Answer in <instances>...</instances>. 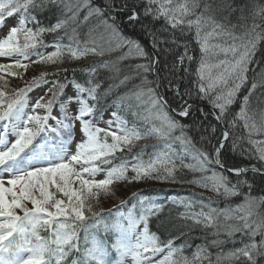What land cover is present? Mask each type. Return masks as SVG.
<instances>
[{
  "label": "snow or ice",
  "instance_id": "1",
  "mask_svg": "<svg viewBox=\"0 0 264 264\" xmlns=\"http://www.w3.org/2000/svg\"><path fill=\"white\" fill-rule=\"evenodd\" d=\"M51 4H63L62 16L65 10L71 15L59 18L50 27H37L35 30L27 27L29 22L39 23L32 12L43 11ZM82 7L88 8L84 20L92 15L103 17L108 13L107 18L101 20L104 33L93 35L95 29H91L88 38L81 41L75 27L68 31L69 25L76 23ZM226 7L232 12L237 11L231 5ZM245 7L239 8L241 20L246 19L243 15ZM216 11L214 0H104L103 6L99 7L79 2L73 4L72 0H0V27L6 17L21 13L18 26H12L0 39V57L22 58L0 64V73L15 77L18 73L12 71L13 68L27 71L29 65L23 61L32 55L37 57L32 63L63 64L65 60L77 61L87 56L103 57L108 51L127 47V54L120 59L135 54L146 61L136 65L137 69L156 75L153 81L142 76L141 85L135 86L136 91L117 98V107L124 104L129 109L134 107L130 101H136L135 108L139 110L133 111L132 115L141 123L133 122L131 126L117 112L112 113L113 119H103L107 98L113 90L112 85L103 87L99 78L100 70L110 67L106 60L94 61L80 69L87 74L84 83L74 78L76 68L71 69L72 79L65 76L63 82L59 79L49 81V76L69 72L67 68H58L56 72H42L33 77L26 87L12 95L0 90V264H125L128 257L134 264H154L153 257L165 248L168 254L155 264H202L204 260L212 264L206 247H198L191 260L186 256L173 260V254L182 251L183 246L173 247L174 239L179 237L161 241L156 233L149 232V217L162 212V204L146 203L147 197L133 193L140 207L138 217L135 215L136 205L127 213L121 211L126 201H121L115 209H108L107 214L99 207L101 194L114 195V184L143 180L189 183L226 199L242 196L240 203L222 210L201 201L199 212L188 211L182 213L181 218L192 221L193 225L214 228L213 235L217 237L221 231L228 237L240 234V247L229 251L226 256L217 255L215 264H222L224 259L233 264H264V214L259 211L264 205V197L251 195L252 183L246 178L249 172L264 176V139L252 138L254 134H264V114L257 124L248 112L252 92L258 86L264 87V70L254 74L239 112L231 119L228 117L229 106L247 82L250 66L256 63L258 46L264 42V4L257 2L253 6L252 23L241 25L240 32L236 31V24L216 19ZM113 13L122 17L119 23ZM161 21V27L157 28ZM121 25L146 36L152 53L145 50L138 37L125 35ZM61 29L68 37V44H62L63 37H59L54 40L55 50L51 53L36 50L38 45L45 46L39 39L42 34L57 33ZM190 33L201 53L198 66L192 73L183 67L186 62L190 64L196 59L189 54ZM164 45L172 47L165 48ZM178 48H183V51L171 64L164 63L163 69L157 71V65L162 63L159 54H168ZM164 71L167 75H162ZM191 75L195 79L186 82ZM256 75L259 80L255 79ZM130 79L126 75L121 84ZM3 80L4 77L0 76V81ZM49 83L51 86L45 95L36 100L30 111H26L27 93ZM70 85L75 90L74 94L65 93ZM161 87L170 95L159 91ZM217 89L219 91L214 97L209 96ZM45 96L50 98L45 99ZM206 98L213 105L214 119L225 127L216 137L218 146L211 153L195 149L193 159L196 163L185 164L183 155L173 145L179 142L184 153L190 146L194 148L191 138L185 133L191 125L180 123L174 116L186 118L198 111L206 118L203 108L193 107L197 99ZM57 105L59 116L53 115L52 111ZM70 105L75 106L74 111ZM38 110H43L44 114ZM237 119L243 120V127L248 130V143L255 146V159L261 167L255 164L230 167L222 158L225 141L230 137L227 126L235 127ZM49 120L54 121V125L49 124ZM77 122L84 139L77 144L74 153H69L68 146L73 140ZM102 122L108 127H100ZM177 129L180 131L178 136L174 135ZM208 130L214 136L216 125L210 124ZM9 134L15 136L11 143ZM149 138L162 143L152 145L154 151L147 159L144 157L148 145L133 153L137 142ZM231 144V150L235 152L236 140ZM126 153L132 154L135 163H130ZM240 155L244 156L245 150L241 149ZM248 158H252L251 153ZM117 159L119 163H114ZM209 165L219 166L223 171L211 170ZM185 168L202 175L190 180L179 179L177 173ZM210 170L211 175H206ZM101 172L105 173V178L95 179ZM225 172L235 176V183ZM241 187L249 191L241 193ZM180 203L191 209L196 202ZM205 207L207 211H204ZM113 216L115 219H111ZM141 223L143 229L138 231ZM110 234L114 238L110 239ZM211 243L219 245L224 241L217 239Z\"/></svg>",
  "mask_w": 264,
  "mask_h": 264
},
{
  "label": "trees",
  "instance_id": "2",
  "mask_svg": "<svg viewBox=\"0 0 264 264\" xmlns=\"http://www.w3.org/2000/svg\"><path fill=\"white\" fill-rule=\"evenodd\" d=\"M65 2H67V0H65ZM77 2L81 4L87 3L90 7H99L103 6L104 4V0H72L73 4ZM257 2L259 4H264V0H214V7L217 8V11L214 13V15L216 19L221 20L225 23L236 24V31L240 32L242 30L240 27L241 25H250L252 23L251 13L253 10V6ZM227 5H231L232 7L237 8V11L232 12L230 8L226 7ZM242 5L247 6L244 8L243 11V15L246 17L245 20L239 19L241 15L239 8ZM63 8V4H51L40 12H32V10L30 9V12H32V15L36 16V19L39 23L34 24L29 22L27 24V27L32 28L33 30H35L37 27H50L51 25L55 24L59 18H66L67 16L71 15V12H67L65 10L62 16L61 9ZM87 13L88 8L82 7L80 12L78 13L76 23L70 24L68 28V31L71 32V29L75 27L79 39L81 41L86 40L88 38V34L91 29H95L93 35L98 36L99 34L104 33V26L101 23V20L106 19L108 16V13H105L103 17L92 15L89 16L87 20H84V17L87 15ZM113 14L117 15L116 13ZM225 17L227 19H225ZM20 19L21 13H16L12 17H6L4 25L0 27V39H3L7 35L9 29L12 26H18V21ZM121 19L122 17L117 15V23H119ZM109 23H111V21H109ZM161 24L162 21L158 23L156 27H161ZM121 27H123L125 35L138 37L142 45L145 47V50L152 53L151 43L149 42L146 36L139 34L138 31H133L129 27H125L123 25H121ZM59 37H63V39L60 41L62 44L69 43L68 37L64 36L63 29L58 30L57 33L45 32L39 38L43 40L45 46L38 45L36 50L44 54L51 53V51H47L46 47L53 46L54 40L58 39ZM20 42L21 44L24 43L22 36L20 37ZM164 47L168 48L172 46L164 45ZM188 49L189 54L195 57L196 59L193 60L190 64L186 62L183 67H187L189 69V73H192L198 66V60L201 53L199 46L195 42V38L191 33L188 36ZM182 51L183 48H178L173 49V51L168 54H159L158 58L162 61V63L160 65H157V71H161L163 69L164 63L171 64L172 61L175 59V56ZM127 52V47H124L108 51L103 57L87 56L77 61L65 60L63 64L38 63V65L33 67L32 71L29 69L27 73L28 75H24V77L19 78V80H23V83H21L19 80L16 81L17 84H21L20 86H17V88H15L14 90L9 91L8 89L10 85H4V87L0 86V90L6 91L9 95H12L14 91L26 87V85L31 82L33 77L39 76L42 72H56L58 68H67L69 69V72H61L57 76H49L47 77L49 81L59 79L61 82H63L65 76H67L68 79H72L73 74L71 72V69L76 68L77 71L75 73L74 78L78 82L84 83L87 79V74L81 71L80 69L89 66L94 61L106 60L110 62V67L109 69H101V75L99 78L103 81V87L106 88L108 87V85H112L113 90L107 98L106 103L108 106L106 108V111L104 112L103 119L104 117H110L113 119L112 113L117 112L119 116L128 121L129 126H131L133 122H136L139 125L141 122L136 121V118L132 115L133 111L139 110L135 108L136 101L134 99L130 101V103H132L134 107L129 109L126 108L124 104H121L119 105V107H117V98L121 95H124L125 93L136 91L137 89L135 86L141 85L142 76H146L148 81H153L156 79V75L154 72L143 73L142 69H137L136 65L144 64L146 63V61L143 58L136 56L135 54L127 55L126 58L120 59V57L125 56ZM16 59L22 58L15 56L11 58L0 57V61H8L7 64L12 63ZM35 60H37V57L35 55H32L30 56L29 60H24L23 62L26 64H33L32 61ZM255 60L256 63L250 66V70L247 73V82L244 86L241 87L240 91L237 93L235 102L229 106V119L233 118L236 113L239 112V109L242 104V98L244 95L248 94V90L251 87L254 74L259 73L261 70H264V42H261L258 46ZM116 69L119 70L116 71ZM126 75L131 77V79L125 82L124 84H121V81ZM162 75H167V72H162ZM9 79L11 80V82H15V80L12 81V79L14 78ZM192 79H195L194 75L189 76L186 82ZM255 79L259 80L260 77L256 75ZM4 81H0V84H3ZM50 86V83L43 84L40 87L34 88L32 91L28 92L27 96L31 98L35 95L38 96L39 93V97L44 96L47 88ZM150 86L155 87V85ZM158 90L164 92L165 95H170V93H167L163 87L159 88ZM71 91H74L71 85L65 89L66 94H69ZM218 91L219 89L217 91L210 92L209 96L214 97L218 93ZM48 98L50 97L45 96V99ZM61 99H63V97H61ZM193 107L203 108L204 113L206 114V118L205 116L201 115V113L198 111L186 118L174 116V118L180 123L191 125L190 128L185 129V133L188 137L191 138V142L192 145H194V148L190 146L188 148V152L184 153L183 148L179 142H176L173 145L175 150L183 155V161L185 164L196 163V161L193 159L195 155V149H200L201 151H207L211 153L214 147L218 146V140L216 139V137L220 136L221 132L224 130L225 127V125L218 123L214 119L212 115V112L214 111L213 105L209 102L207 98L203 100L197 99L194 102ZM215 111L218 112L219 110L216 109ZM41 112L43 113V111ZM248 112L250 115L253 116L257 124H259L261 115L264 114V87L258 86L256 90L252 92V95L249 97ZM243 123V120L237 119L235 127H232L231 125L227 126L228 131L230 133V137L228 141H225V146L222 150V158L225 160V163L230 167H250L253 164H255L256 167H261L260 162L255 159V146L248 143V130L243 127ZM210 124L216 125L217 132L214 136L210 135V132L208 130V126ZM102 125L103 122L99 124L100 127H103ZM174 135H180L179 129L175 131ZM252 138L256 140H261L264 139V134H254ZM232 140H236L237 143V150L235 152L231 150ZM159 143H162V141H158L154 138L141 140L137 142L136 147L133 148V153H135L141 146L148 145V147L145 149L144 157L145 159H147L148 155L154 151L152 145ZM241 149L245 150L244 156L240 155ZM249 153L252 154V158H248ZM126 155L130 163H135V161L132 160V154L126 153ZM114 163H119V159L114 161ZM209 168L211 170L223 171L219 168V166L216 165H209ZM211 170L206 173V175H211ZM129 175H131V172H129ZM201 175V173L192 172L187 168L182 169L180 172L177 173L178 178L182 180L199 178ZM225 175H228L232 182L235 183V176L227 172H225ZM246 178L252 183L251 195L254 197H264V176L249 172L246 174ZM115 189H118L119 193L123 192V194L121 195V201L127 202L123 207H121V211H123L124 213H127L129 210H131L133 205H136L135 215H137V217L140 215L139 203L137 197L133 196V193H138L141 197H147L148 200L146 201V203L156 202L155 204H162L164 206L162 212L157 213L155 216L149 217L148 227L149 232L156 233L160 237L161 241H165L168 238L172 237H179L177 239H174L173 247L183 246L182 251L174 253L172 256L173 260H178L181 256H186L191 260L193 254L196 252L198 247H206L207 253L210 254V260L212 261V264H215L217 255L226 256L229 251L233 250L234 248L240 247L239 233H237L235 237H228L225 232L221 231L220 235L217 237L213 235V232L215 231L214 228H203L202 226L193 225L192 221L184 220L183 218H181V214L185 212H183L184 210L183 208H181V206H179V204H181L180 200L183 199L184 201H195L197 205L195 212H199L197 210L198 208H200V202L202 201L204 205H210L212 208L222 210L229 207L230 205L235 206L236 204L240 203L242 201V196L230 197L226 199L222 195H218L213 191L209 192L210 190L207 189V191H204V189H202L201 187H198L193 184L160 182L156 180H143L140 182H133L131 184L127 182H118L112 186V190ZM240 191L241 193H246L249 190L246 187H241ZM106 196L107 195L101 194L99 200V207L105 210V214H107L108 209H115L116 207H119L121 205V201H118V203L117 201L113 203L112 200L106 201ZM209 198H211V200H209ZM29 207H31V204ZM207 210L208 208L205 207L204 211ZM259 211L261 212V214H264V205L261 206ZM111 219H115V217L113 216ZM183 225H191V227H184ZM138 229H143V223L138 226ZM112 238H114V236L113 234H110V239ZM217 239L220 241H224V243L219 245H213L211 242ZM257 239H259V237H257ZM112 255L114 258L115 253H113ZM202 264H208V260H204ZM222 264H233V262L224 259L222 260ZM241 264H243V262H241Z\"/></svg>",
  "mask_w": 264,
  "mask_h": 264
},
{
  "label": "rangeland",
  "instance_id": "3",
  "mask_svg": "<svg viewBox=\"0 0 264 264\" xmlns=\"http://www.w3.org/2000/svg\"><path fill=\"white\" fill-rule=\"evenodd\" d=\"M221 58H223V57H221ZM7 62L8 61H3V62H1L0 61V64H7ZM9 64V63H8ZM29 65V67H28V69H27V71H25L23 68H13L12 69V71H14V72H17L18 73V75L17 76H15V77H13V76H10V75H7V74H5V73H0V76H3L4 77V80H6V83H5V81L3 82V84H0V86H2V87H4V85H6V86H9L10 85V87H9V91H12V90H14L15 88H17V86H20L21 84H17L16 83V81H18L19 80V78H22V77H24V75H28L27 73H28V71H29V69L32 71V69H33V67L34 66H36V65H38V63L37 64H35V63H33V64H28ZM213 71H215V70H213ZM9 78H14V79H12V81L13 80H15V82H11V80L9 79ZM21 83H23V80H19ZM15 83H16V85H15ZM218 90V89H217ZM37 98H39L38 96H33V97H31L30 99H28V108L26 109V111H30L31 110V107H32V105L36 102V99ZM71 108L73 109V111H74V107L73 106H71ZM39 112H40V114L41 115H43V113L41 112V111H43V110H38ZM59 112V111H58ZM57 115H59V114H57ZM108 119H112V118H110V117H104V120L105 121H107ZM104 125H106V123H104ZM115 123L113 124V128H115ZM75 132H77V131H75ZM15 139V137H12L11 139H10V141H13ZM102 173H98L97 174V176L95 177V179H99V178H102V175H101ZM105 177H103L102 179H104ZM202 189H204V188H202ZM204 191H207L206 189H204ZM113 192H114V195H112V194H109V195H107L106 196V201H111L112 200V202L114 203V202H116L117 201V203H118V201H121L122 200V198H121V195L123 194V192H118V189L116 190H113ZM209 192H211V191H209ZM206 193V192H205ZM180 201H184V199L183 200H180ZM187 201H189V200H185V202H187ZM176 202V201H175ZM112 203V204H113ZM29 206H30V204H29ZM179 206H181V208H183V212H188V211H195L196 210V203H195V205L193 206V208H191V209H188V208H186L185 207V205L183 204V203H181V204H179ZM197 211H200V208H198V210ZM166 252H167V254H168V249L166 250ZM126 264H133L134 262L132 261V259H131V257H128L127 259H126V262H125Z\"/></svg>",
  "mask_w": 264,
  "mask_h": 264
}]
</instances>
